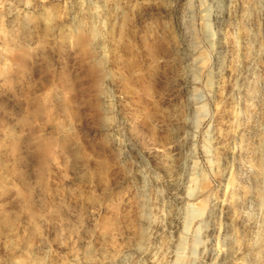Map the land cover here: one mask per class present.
<instances>
[{
    "label": "rangeland",
    "instance_id": "374dc122",
    "mask_svg": "<svg viewBox=\"0 0 264 264\" xmlns=\"http://www.w3.org/2000/svg\"><path fill=\"white\" fill-rule=\"evenodd\" d=\"M261 160L264 0H0V264H264Z\"/></svg>",
    "mask_w": 264,
    "mask_h": 264
},
{
    "label": "bare ground",
    "instance_id": "6f19581e",
    "mask_svg": "<svg viewBox=\"0 0 264 264\" xmlns=\"http://www.w3.org/2000/svg\"><path fill=\"white\" fill-rule=\"evenodd\" d=\"M260 162V161H259ZM259 167H260V174H259V177L257 178V183L260 181V179L262 178V177H264V160H261V162L259 163ZM262 173V174H261ZM257 183H256V185H257Z\"/></svg>",
    "mask_w": 264,
    "mask_h": 264
}]
</instances>
